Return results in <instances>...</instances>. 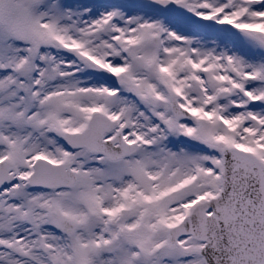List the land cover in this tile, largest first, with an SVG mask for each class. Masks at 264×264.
I'll return each mask as SVG.
<instances>
[{
	"label": "snow or ice",
	"instance_id": "obj_1",
	"mask_svg": "<svg viewBox=\"0 0 264 264\" xmlns=\"http://www.w3.org/2000/svg\"><path fill=\"white\" fill-rule=\"evenodd\" d=\"M0 264H264V0H0Z\"/></svg>",
	"mask_w": 264,
	"mask_h": 264
}]
</instances>
